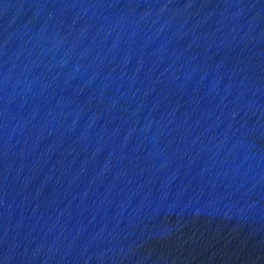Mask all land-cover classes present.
I'll list each match as a JSON object with an SVG mask.
<instances>
[{
	"label": "water",
	"instance_id": "1",
	"mask_svg": "<svg viewBox=\"0 0 264 264\" xmlns=\"http://www.w3.org/2000/svg\"><path fill=\"white\" fill-rule=\"evenodd\" d=\"M0 264H264V0H0Z\"/></svg>",
	"mask_w": 264,
	"mask_h": 264
}]
</instances>
